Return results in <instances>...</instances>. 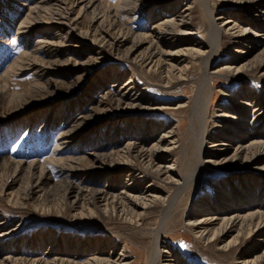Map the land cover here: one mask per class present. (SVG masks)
Instances as JSON below:
<instances>
[{
	"label": "bare ground",
	"instance_id": "1",
	"mask_svg": "<svg viewBox=\"0 0 264 264\" xmlns=\"http://www.w3.org/2000/svg\"><path fill=\"white\" fill-rule=\"evenodd\" d=\"M41 1L45 3L48 0ZM53 1L57 3L58 8L52 10V7L48 8L49 4H46V8H48L46 14L48 16L46 15L47 19L44 18L46 19L45 21H41L40 19L36 20L35 18L34 21L29 20L30 18L22 19L25 20L23 21V24H26L24 27L28 29L27 31H25L26 29L23 30L22 33L28 32L29 35L27 36H31L32 33L43 31L42 33L47 35L48 31L45 32L43 30V24L50 28H68V31L63 36L59 35L60 38L56 42L50 41L45 37L37 40L38 47L34 48L32 46L34 48L32 50L35 51V54L33 53L34 55L44 47H47L49 55L53 54L58 56L61 54V48L64 47L65 42H68L70 39H75V37H80L78 42L82 43L84 39L88 40L92 44L90 50L102 54L99 55V58L104 59V53L114 56V59L117 60L124 58L128 62L136 65L138 68L136 70L137 74L145 71V73L148 72L155 77H159L161 85L158 86L162 87H167L175 81L177 83L178 81L185 80L189 63L193 60L200 59L202 74L196 81L198 86L194 100L188 107L186 116L180 118L176 122V125L166 127L165 123L151 124L148 125L151 130L146 133H140L138 135L139 139L125 138V140L121 141L116 138L111 141L110 148L108 149H105L106 144L98 142L85 152L86 156H66L61 160H53L59 171H57V174H64L67 177L62 184V190L64 197H72L69 206L74 210H72L73 214H71L75 218H89L93 215H104V217L112 216V218L119 219L123 223L139 227L144 224L149 210L158 206L160 214L156 220V225L149 230H146V228L142 229L145 235L147 234L151 237L148 246L149 250L146 249L147 247H142V250L137 248L138 253L141 251L146 253V259L143 264H161V261H164V264H187L186 260L182 261L179 259V255L175 257L171 249L161 248V244H164V241L161 240L162 233L168 231V227L175 225L174 219L178 212H176V207L181 201L182 204L185 203L182 198L179 200L180 195L189 190L190 185L194 181L202 178L203 174L201 173L207 171L206 169L209 167H233L234 169L240 170L243 166H247L250 170L264 172V134H261L256 128L249 131L251 122L256 123L255 127L259 124L261 126L264 122L263 100L261 101L256 96L250 94L247 85L242 86V88L240 87V90L232 93L234 96H237L234 99L235 106H227L224 111L215 115L218 124L215 125L216 131L212 134L208 132L209 121L207 107V101L213 95L209 82L213 78V73H215V71L211 72L209 68L210 61L213 60L217 47L221 44L223 38L229 36V38L234 40L233 43L242 45V48L247 47L252 45L254 41L257 42L258 39L264 38V23H256L255 20L250 22V19L246 20L234 11L233 14H236L235 21L225 28L229 22L227 20H220L221 16L215 17L214 10L210 9L207 0H188L186 3L182 2L183 4L178 3L177 0L173 4L172 0H153L159 1L158 3L163 8H168L165 13L169 10V14L172 17H163L161 19L158 7L150 8L151 14L146 19L147 21L150 20L152 27L149 35L133 34L121 29H117V32L101 29L104 33H99L98 35L88 33L87 35L80 31L77 32V29L73 26L74 22H72L73 18L70 17V14L75 3L74 0H72L74 2L72 5L65 4L66 6L64 5L62 8L60 0ZM80 1L82 2L84 0ZM139 1L148 2L149 6L152 3V0ZM224 1L245 6V10L259 9L261 5H264V0ZM50 4L52 6V3ZM92 4L93 2L91 3L88 0L87 4L83 7L84 11L87 6L90 7ZM198 5L202 6L205 10L208 19L206 27L207 37L202 42L192 38L195 33L191 21L189 22L194 8ZM41 6H35L30 12L38 16L40 11H45ZM116 9L119 8L117 7ZM259 12L261 14L260 17H262L264 9ZM27 13L29 14V11ZM102 13L103 18L104 13ZM105 16L104 18L107 17ZM236 20H244L248 23L247 27L240 26ZM186 42L189 45H184ZM127 43L128 45L126 47L125 45ZM124 46L125 48L123 50L122 48ZM242 48H238L237 53L240 55H248L250 50L247 48L243 50ZM121 50H123L122 53ZM263 64L264 58L260 62L245 60L243 63L236 65L229 63L224 66L227 72L224 76L242 83L245 80L240 75L241 73L248 74L253 69L263 67ZM59 65H61V62H56V60L44 61L35 58L30 53L23 52L11 64L9 71L16 72L18 70L22 71L34 68L40 71L38 74L40 76L48 75L51 70L53 73L58 71ZM119 69L116 68L110 78L104 76L102 80L105 82L96 83V90L104 91L100 96L93 98L92 105L86 108L88 109L86 114L79 113L78 116H74L70 120V124L67 123L68 125L61 132L60 145L72 144L77 138L81 137V133L84 134L91 130L95 125L93 124L95 121L94 118L101 119L105 115L111 116L115 113H130L156 108L155 105H152L155 100L144 93L145 87L138 88L137 83L139 82L136 81L137 78L135 79L136 71L130 72L128 77L120 85V89H117L115 93L111 90V87L124 74ZM262 73L264 74V71ZM141 77L143 76L141 75ZM79 80V76L76 77L70 86L77 87ZM53 82H56V80H51L50 78L45 80V83H48V85H51L49 83ZM54 86L55 89L48 90L47 95L43 99L46 97L48 99L53 93L58 91L56 83ZM31 89L40 90V88ZM239 95H242V97ZM27 105L24 104L23 107L21 106L22 109ZM249 107L252 109L253 114L247 120L244 109ZM1 120H4V118H0V122ZM222 125L226 126L223 127ZM155 132L158 133L156 136H154ZM146 139H148L147 144H145ZM207 143H209L208 146ZM209 146L212 148L209 149ZM52 155L54 154L52 153ZM164 157L167 159L166 163L161 162V159ZM48 158L51 159V154ZM238 161H240L239 164ZM79 175H81L80 179L78 178ZM248 176L251 177L252 175L241 176L242 183L233 184L229 189L225 185L213 181L212 185L216 189V194L212 198L204 197V199L190 206L185 218V225L190 228L194 238H198L204 242L214 243L224 252H229L233 249L240 242L241 238L259 236L254 237L252 251L260 249V253L254 259L248 260L243 258L237 263L264 264V204L261 203V200H258V196L264 193V178H261L263 180L261 181L263 190L256 196L252 192L255 184L249 183L246 180ZM148 177H150V180ZM99 178L104 179L105 187L94 188L89 185L92 184V181L94 182ZM146 178L149 181L146 185L142 186L141 182ZM122 180L124 182H122L119 189L117 186H119ZM154 182L170 185L172 190L165 193L163 189L155 186ZM30 192L33 193L34 191L30 189ZM39 199L41 198L39 197ZM52 199L54 198L52 197ZM9 233L3 231V222L0 220V240L4 239ZM120 235L124 236L125 233L120 232ZM113 237L111 235V237L109 236L108 239H105L103 236L97 238L89 236L85 241H77L75 239L71 240L69 237V239L62 238L61 240H56L54 236H50L43 255L40 257L33 253L29 257H26L21 253L24 250H19V252L14 250L3 252L5 248L0 244V254H2L0 256V264H140L139 259H135L134 261L129 260V248L131 246L127 242L119 246ZM42 242L44 243L45 241ZM84 253L87 254L86 257L82 255Z\"/></svg>",
	"mask_w": 264,
	"mask_h": 264
},
{
	"label": "rangeland",
	"instance_id": "2",
	"mask_svg": "<svg viewBox=\"0 0 264 264\" xmlns=\"http://www.w3.org/2000/svg\"><path fill=\"white\" fill-rule=\"evenodd\" d=\"M60 1L61 8L65 4L72 5L75 2L70 14V17L73 18V26H75L77 32L80 31L87 35L88 33L95 35L102 34L104 33L102 30L117 32L119 29L129 31L133 34L149 35L152 27L150 20L147 21L146 19L151 14L150 8L158 7L161 19L163 17H172L169 14V10L165 13L168 8H163L158 3L159 1L153 0L151 6H149L148 2L139 0H134L133 2L132 0H90L93 4L90 7H85V11L83 7L87 4L88 0L82 2L80 0H74V2L72 0ZM187 1L177 0L180 4L186 3ZM207 1L210 9L214 10L215 17L221 16L220 20H227L229 22L225 28L235 21L236 14H233L234 11L239 13L244 19H250V22L255 20L256 23H264V13L260 17L261 14L259 12L264 9V5H261L259 9L245 10V6L233 4L232 2L229 3L224 0ZM39 2L42 3L40 4ZM174 2L175 0H172V4ZM50 3H52V6ZM46 4H49L48 8L52 7V10L58 8L57 3L53 0H48L45 3L41 0H0V112L2 113H0V118H4L0 122V220L3 222V231L10 232L9 235H6L4 239L0 240V244L5 248L3 252L13 250L19 252V250H24L25 252L23 251L21 253L26 257H29L32 253L40 257L43 255L50 236H54L56 240L70 238L71 240L85 241L89 236L92 238L103 236V238L108 239L112 235L119 246L127 242L132 247L129 248L130 261L139 259V263L143 264L146 259V253L141 251L139 254L137 248L142 250V247H147L146 249L149 250L148 246L151 237L147 234L145 235L142 229L146 228V230H149L156 225V220L160 214L159 207L150 209L144 220V224L139 227L123 223L119 219L112 218V216L104 217V215H93L89 218H75L72 215L74 210L69 206L72 197H64L62 190V184L67 177L64 174H57L58 168H56L57 166L53 160H61L66 156H86L85 152L98 142L106 144L105 149H108L110 148L111 141L116 138L121 141L125 140V138L139 139L138 135L140 133H146L151 130L148 126L151 124L165 123L166 127L176 125V122L180 118L186 116L188 107L194 100L198 86L196 81L202 74L200 59L193 60L189 63L185 80L178 81L177 83L175 81L167 87H162L158 86L161 85L159 77H155L148 72L145 73V71L137 74L136 70L138 68L136 65L128 62L124 58L117 60L114 59V56L107 53H104L105 55L103 54L104 59L99 58V55L102 54L90 50L92 44L88 40L84 39L82 43L78 42L80 37H75V39H70L68 42H65L64 47L61 48V54L58 56L53 54L49 55L47 47L38 51L40 53L36 52V56L34 55L35 51L32 49L38 47L37 40L45 37L50 41L56 42L60 36L65 35L68 31V28H50L43 24L41 26L45 32L48 31L47 35L43 34V31L32 33L31 36H27L29 35L28 32L22 33L26 29L24 27L26 24H23L25 20L22 19L30 18L29 20L31 21L35 19L45 21L47 19L48 14H46V11H48V8H46ZM40 5H42L41 8L45 9V11H40L38 16L30 12L35 6ZM117 7L119 9H116ZM116 10H120L121 13ZM28 11L29 14L27 13ZM102 12L107 16H105L107 19L104 18V15L102 18ZM164 13L166 16H164ZM108 20L110 21L109 23ZM190 21L195 33L192 38L200 42L206 40L208 19L202 6L198 5L194 8V12L191 18H189ZM237 22H239L238 24L240 26L247 27L248 23L244 20ZM233 41L229 36H225L221 44L217 47L213 60L210 61L209 68L211 72L215 71L212 75V80L209 82L213 95L207 101L208 132L211 134L216 131L215 125L218 124L215 115L224 111L227 106H235L234 99L237 96H234L232 93L240 90V87L242 88V86L247 85L250 94L264 102V74L262 73L264 71V64L263 67L253 69L248 74L241 73L240 75L245 80L242 83L224 76L227 73L224 66L229 63L236 65L243 63L245 60L260 62L264 58V38H260L258 41L256 40L257 42L254 41L255 43L253 42L252 45L244 48H242V45L233 43ZM79 43L80 45H78ZM127 45L128 43L125 46L127 47ZM184 45H189V43L186 42ZM125 46L122 48L123 50ZM240 47L243 50L246 48L249 49V54H238L237 49ZM30 50L33 52H30ZM123 50H121V53ZM23 52L30 53L35 58L44 61L56 60V62H61V65H59L58 71L53 73L51 70L48 75L40 76L38 75L40 71L34 68L22 71L18 70L16 72L9 71L11 64ZM116 68H120L119 70L123 71L124 74L114 86H110L111 90L115 93L117 89H120V85L128 77L130 72L136 71L135 79L137 78L136 81L139 82L137 83L138 88L145 87L144 93L155 100L152 105H155L156 108L130 113H115L111 116L105 115L101 119L94 118L95 121L93 124L95 125L91 130L84 134L81 133V137L77 138L74 143L61 144V146L59 142H61L60 136L63 129L70 124V120L74 116H78L79 113H87L88 109L86 108L92 105L93 98L100 96L104 91L96 90V83L105 82L102 80L103 77L110 78ZM78 76L80 80L77 87H71L70 85ZM49 78L56 80V82L49 83L51 85L46 84L45 80ZM55 83L58 86V91L53 93L48 99L47 97L43 99L47 95L48 90L55 89ZM31 88H40V90H32ZM239 96L242 97V95ZM24 104L28 105L22 109ZM244 114H246L247 120H249L251 118L249 116H252L253 111L249 107L244 109ZM250 124L249 131L256 128L261 134H264V122L261 126L259 124V127H255V122H251ZM222 126L225 127L226 125ZM156 134L158 133L155 132L154 136ZM145 141V144H147L148 139ZM208 145L209 143H207ZM55 147L57 148L54 149ZM210 148L212 147L209 146ZM50 154L51 159L48 158ZM161 162L166 163L167 159L164 157L161 159ZM239 163L240 161H238ZM206 170L201 173L204 175H202V178L194 181L190 185V189L180 195L179 200L182 198L185 203L183 202L184 204H182L181 201L176 207V212H178L174 219L175 225L168 227V231L162 233L161 240L164 241V244H161V248L171 249L175 257L179 255V259L182 261L186 260L187 264H238L237 262L243 258L248 260L254 259L261 251L260 249L252 251L254 237L259 236L241 238L240 242L233 249L229 252H224L214 243H208L194 238L190 228L185 225V218L190 206L195 202L204 199V197H214L216 189L212 185L213 181H217L229 189L233 184L242 183L241 176L250 174L252 176H248L246 180L249 183L255 184L252 192L258 196L260 191L263 190L261 185V181L263 180L261 178H264V172L250 170L247 166H243L240 170L234 169L233 167H209ZM59 175L62 176L59 177ZM80 177L81 175L78 176L79 179ZM148 178L150 180V177ZM148 178L142 180V186L147 184L149 181ZM122 182L124 181L122 180L117 188L120 189ZM104 184V179L99 178L94 182L92 181V184L89 185L94 188H100L105 187ZM154 185L163 189L165 193L172 190L170 185H165L160 182H154ZM30 189L34 192L31 193ZM263 195L264 193L258 196V200H261V203L264 204ZM62 209L63 211H61ZM120 232L125 233V235L121 236ZM41 240L45 242L43 243ZM134 253L135 255H133ZM82 255L86 257L87 254L84 253ZM161 264H164V261H161Z\"/></svg>",
	"mask_w": 264,
	"mask_h": 264
}]
</instances>
